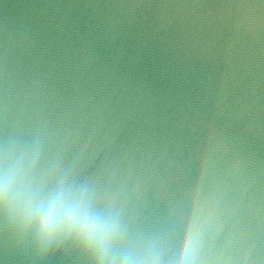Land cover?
Returning <instances> with one entry per match:
<instances>
[{"label": "water", "instance_id": "water-1", "mask_svg": "<svg viewBox=\"0 0 264 264\" xmlns=\"http://www.w3.org/2000/svg\"><path fill=\"white\" fill-rule=\"evenodd\" d=\"M67 173L135 248L158 205L264 264V0H0V153ZM0 264L47 257L0 223Z\"/></svg>", "mask_w": 264, "mask_h": 264}, {"label": "clouds", "instance_id": "clouds-1", "mask_svg": "<svg viewBox=\"0 0 264 264\" xmlns=\"http://www.w3.org/2000/svg\"><path fill=\"white\" fill-rule=\"evenodd\" d=\"M35 159L16 160L4 146L0 153V223L9 235L29 242L43 257L73 246L90 264H251L249 254L203 252L207 217L202 209L175 217L158 205L133 249L124 247V228L114 214L96 211L93 198L67 173L38 182Z\"/></svg>", "mask_w": 264, "mask_h": 264}]
</instances>
